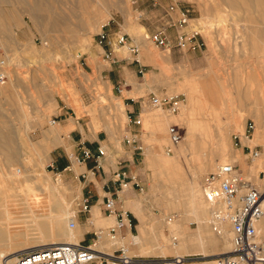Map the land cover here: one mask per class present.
<instances>
[{"label": "rangeland", "instance_id": "1", "mask_svg": "<svg viewBox=\"0 0 264 264\" xmlns=\"http://www.w3.org/2000/svg\"><path fill=\"white\" fill-rule=\"evenodd\" d=\"M143 2L0 0V57H4L7 61L8 66L4 67V71L8 75V80L13 78L11 72L14 71L21 77L20 81L27 80L34 71H37L45 83L40 85V77H32L33 86L42 87L40 94L43 104L38 109L43 108L50 95L58 100L60 106L64 104L70 107V104L76 107L79 103L78 116L90 122L93 132L106 129L111 143L118 147L124 135H129L126 128L128 117L125 110L122 113L119 108H116L119 101L111 94L106 81L97 79L93 73H88L82 62L87 60V53L92 52L96 45L97 33L104 23L108 22V25L103 29L115 30L118 24H121L122 31H128L126 23L129 14L126 8L131 10L134 20L143 26L142 34L145 36L150 34L152 29L145 9L147 2ZM247 2L249 8L242 5L236 14L230 8L228 0H193L190 6L191 20L186 29L200 31L194 38L199 42V46L195 49L180 50L173 46L169 51L163 50L147 39L149 50H142L141 47L142 55L153 56L160 60V67L149 62L160 69L156 83H167L169 89L166 93L180 94L183 101L174 114L155 109L149 104L145 108L158 111L159 118L163 119L165 116L166 120V115H169V118L172 116L179 118L182 106L188 104L189 109L185 112V120L183 118L181 120L193 123L196 129L194 137L202 139L205 145L204 152L201 150L193 154L199 163H203L204 153L213 156L218 146L223 144L224 131L230 127L232 153L236 155L231 153L232 157L235 156L232 162H235L240 171L253 183L264 189L262 164L260 161L250 162L247 159L254 145H258L261 151L264 150V142H256L257 123L246 111L257 105L264 112V0H247ZM183 5L184 3H180L179 6L184 7L187 4ZM141 11L146 12V16L145 13L141 15ZM177 13L179 14V10ZM92 24L97 27V30L91 28ZM172 27L174 26L170 28ZM132 37L138 41L137 37ZM172 39L174 41L175 37ZM183 53V59L180 61ZM125 55V51L122 50L120 56ZM173 56L178 59L177 62L171 60ZM96 58L101 62L100 57ZM7 81L0 84V191L5 192L10 188V193L20 194L30 186L36 192L42 193V198L47 196L54 206L70 207L81 235L90 230L84 239H80L88 243L92 237L91 230L106 228L111 224V220L107 225L108 220L100 209L99 213L93 214L95 225L91 226L86 218L91 213L92 203L89 201L91 207L89 213L81 211V206H78L82 183L78 180L67 181L59 173H53L50 166L46 167L39 162L41 159L38 156L41 150L37 143L41 142L37 141L33 132L27 133L24 127V113L32 112L36 103L33 97L38 91L20 85L9 88ZM191 96H195L198 100L190 102ZM88 106H91V115L84 112V108ZM193 107H196L194 114L199 113L201 123L198 117L189 115L193 113L190 111ZM141 121L143 131L149 134L148 139L146 133L141 136L144 150L138 155L136 163L139 167V182L144 189L142 192H137L134 206L130 210L133 212L138 209L137 217L146 218L154 226L164 222L161 233L169 240V247L172 249L174 237H176L177 242L184 241V255L195 257L188 264H203L206 260H212L217 254L228 252L231 249L230 246L229 248L225 245L221 247L219 244L218 246L208 244L205 250H201V247L189 249L190 245L181 233L195 234L198 223L193 219L181 221L185 232H180L177 222L181 220V214L172 205L179 197L176 192H172L174 195L171 191L167 194L165 181L168 176L162 173V170L169 167L168 159L183 162V160L189 161L191 156L187 152L173 158L174 152L172 149L167 152L166 147L169 144L164 141V134L158 129L161 124L156 122L149 128L144 116H141ZM247 121H253L256 127L255 139L253 131L250 141L239 135L244 131L236 130L242 125L245 127ZM225 162L229 160L221 159L212 168L203 172L199 171L201 185L209 172L213 171L218 164ZM254 162L260 171L258 179ZM19 168L21 172H17ZM184 174L183 171V176ZM172 185L177 183L173 182ZM182 201L185 203L183 208L188 211L189 197L184 196ZM204 201L211 211L209 218L211 229L218 232L215 226L218 225L220 229L221 220L224 221V218L217 221L212 215L211 205L206 199ZM2 202L4 201L0 200V229H5L7 226L17 228L30 223L28 208L21 196L12 197L8 204ZM5 208L8 210L5 211ZM182 212L188 215V212ZM78 215L81 216L78 217ZM132 215L129 216L133 225L132 232L137 233L135 226L140 225L141 220L134 213ZM169 218L176 224L175 231L169 224L171 222ZM225 224L227 228L229 227L232 239L230 225L228 222ZM262 225H264V217L257 227L259 236L264 239ZM154 226L150 230L152 234L158 233ZM178 230L180 233H177ZM179 234H181L180 237ZM126 244L128 245L127 241ZM134 246L135 249L132 248V250H135L136 255L163 257L160 254H142L138 244ZM170 256L174 255L172 253L166 255V257Z\"/></svg>", "mask_w": 264, "mask_h": 264}, {"label": "crops", "instance_id": "2", "mask_svg": "<svg viewBox=\"0 0 264 264\" xmlns=\"http://www.w3.org/2000/svg\"><path fill=\"white\" fill-rule=\"evenodd\" d=\"M143 1L147 2L145 7L147 16L144 11H141V15L145 13V16L149 18V25L152 29L151 33L161 26H166L168 21L175 20L178 17L177 10H168L170 0H142V3H144ZM126 11L131 20L127 17L126 29L128 33H125L129 36L132 34V36L138 38L137 42H139L138 46L140 51L141 47L142 50H149V42L144 39V35L142 34L144 31L143 26L134 20L130 9L126 8ZM118 25L121 28V24ZM170 27L171 26H168L166 28V32L169 39L174 43L172 37H175L177 30L175 27ZM109 30L115 31L110 28ZM105 51V47L96 43L92 52L89 51V53H87V60L82 62V64L85 65V70L88 73H93L97 79L106 81L111 94L119 101L116 104V108H119L122 113H124L125 110L126 116L128 117L126 128L129 135H124L118 147L111 143L106 129L93 132L89 125L90 122L84 121L78 116L80 114L79 103L76 107L69 104L73 109L64 104L60 106L58 100H56L53 95H50L43 108L38 109L43 104V98L40 94L42 87H34L32 77L39 76L40 85H44L45 83L44 80L41 79L40 73L38 74L37 71H34L27 80L22 79L21 81L19 80L21 77L16 71L11 72L13 73V78H9L7 83L9 84V88H15L20 85L21 87L33 88L35 91L39 92H36V95L33 97L36 103L32 112L28 114L24 113L25 130L27 133L33 132L32 134L36 135L35 138L37 141L41 142L39 144L37 143L38 148L41 150L38 156L41 159L39 162L46 165V167L50 166L53 173H59L62 178L67 181L76 182V180H78L82 183L81 198L88 197L89 201L92 203L89 217L96 214L95 210L103 208L102 203L107 195L117 196V204L126 209L129 216L134 213L137 217L136 214L138 209L132 212L130 208H133L135 196L139 191L132 181H130L127 188L118 190L119 186L118 182L115 181L114 173L122 169L127 171L129 176L135 177V179L140 181L138 174L139 167L136 163L138 155L142 154L144 150L141 136L146 133V138L148 139L149 137V134L143 131L141 116L145 117L149 128L156 122L162 124L163 121H165V116H163V119L159 118L158 111L147 110L145 107L152 93H166L169 86L167 83H156L155 81L159 78L158 74L160 72V60L158 58L142 55V59L143 57L144 59L142 61L140 60V63L137 64L131 62L130 58L126 55L120 56L122 50H119L113 53L115 60L108 61L104 58ZM183 56L184 53L180 56V61L183 59ZM96 57H100L101 62H99ZM171 60L175 62L178 61L175 56H173ZM143 61L148 63H144ZM140 69L142 70L141 72ZM37 102H40V104H37ZM90 109L91 106H88L84 108V112L91 115ZM50 116L51 119L55 118L54 124L51 123V119L49 120ZM136 118L140 119L139 124L133 122ZM129 136H135L136 141L126 143L124 139ZM137 145H141V151L137 149ZM85 151L90 152L88 157L85 156ZM261 162L264 165V159H262ZM254 168L257 170L256 178L258 179V172L260 171H258L255 162ZM262 180H264V178H262ZM97 213H99V211ZM79 216L81 215H78V217ZM105 219L108 220L112 218L105 217ZM143 219L149 222L146 218L142 217V219H139L141 223ZM259 224L257 227H259ZM140 225L135 226L137 228V233H133L131 229V234H128L124 239L125 243L127 241L132 254H135V250H132V248L135 249L134 245L138 244L139 246L140 243ZM91 226H94V224ZM261 227L264 228V225ZM87 232H90V230L83 232L81 235L80 230L78 234L79 240L81 238L84 239Z\"/></svg>", "mask_w": 264, "mask_h": 264}, {"label": "built area", "instance_id": "3", "mask_svg": "<svg viewBox=\"0 0 264 264\" xmlns=\"http://www.w3.org/2000/svg\"><path fill=\"white\" fill-rule=\"evenodd\" d=\"M134 2L142 0H133ZM180 3L187 4L180 7ZM193 0H170L169 11L179 10L175 20L167 22L166 26H161L149 34V39L163 50H170L176 46L180 50L195 49L199 42L195 40L197 30H189L186 27L191 20L190 6ZM108 25L104 23L97 33L96 43L106 48L104 58L114 61L113 53L124 50L131 62L140 63V50L136 40L126 34L120 26L115 31L103 29ZM174 26L177 30L174 43L169 39L166 28ZM6 59L0 57V84L8 80V75L4 71ZM142 70L140 69V72ZM183 101L180 94L168 95L152 93L148 104L155 108L176 113ZM134 123L139 124L140 119L136 118ZM55 123V118L51 119ZM255 125L253 121L245 124L243 137L250 141L253 136ZM182 139L181 133L175 126L169 128V143L174 145ZM126 143L136 141L135 136L125 137ZM170 144L166 147L167 152L171 151ZM141 150V145H137ZM261 149L258 145L250 150L248 160L252 162L260 156ZM85 156L90 152L85 151ZM115 181L118 182V190L129 186L130 181L139 192L143 191V185L135 177L129 176L127 171L119 169L114 173ZM202 191L206 201L213 206L220 207L218 213H223V217L230 225L232 232L231 249L228 252L217 254L212 259V264H264V239L259 236L257 223L264 214V190L260 191V186L252 182L233 162L218 164L216 168L209 172L204 178ZM117 196L107 195L102 203V210L105 217H111L112 223L107 228L91 230L92 237L88 243L78 242H57L18 250L9 257H4L6 264H185L189 263L194 256H170V257H145L130 254L127 247L122 242L128 234H131L132 222L128 211L119 206L116 201ZM81 211L90 212L88 197H83L78 201ZM218 213L215 215L218 216ZM89 220V217L86 218ZM71 228L75 227V222L70 221ZM91 225V224H90ZM103 234L114 244L111 251L98 248Z\"/></svg>", "mask_w": 264, "mask_h": 264}, {"label": "bare ground", "instance_id": "4", "mask_svg": "<svg viewBox=\"0 0 264 264\" xmlns=\"http://www.w3.org/2000/svg\"><path fill=\"white\" fill-rule=\"evenodd\" d=\"M228 2L230 5V8L236 14L238 12V8H240L242 5H245L247 9L249 8V4L247 0H228ZM91 28L93 30H97V27H95V25L93 24L91 25ZM133 39L135 40L134 37ZM144 39L147 41V39H149V34H147L146 36L144 35ZM139 57H140V60L142 61L143 60L142 51L140 52ZM5 66H8L7 61H6ZM197 100L198 99L195 96L190 97V102H196ZM188 109H189L188 104H184L181 108L179 118H176L175 116H172L171 118H169L170 116L166 115V120L163 121V123L158 127L159 131H162L164 134V141L165 142L167 141L168 144H170L169 143V128L171 126H175L182 135V139L178 143L174 145L170 144L171 149L174 152V155L172 156L173 158L177 157V155L181 156L183 153H187V152L191 156V159L189 160L190 163L188 160H183V162L181 161L176 162L172 158L168 159L169 167L162 170L163 171L162 173L167 174L168 176V179L166 181L164 180L167 184L166 185V189L168 191L167 194H169L170 191H171V194L172 192L174 193L176 192V195L179 197V199H177L176 201L172 203L174 208L178 210L179 214H181L180 215L181 220L177 222V227L179 226L180 232L181 231L185 232L183 231L184 227L183 225H181V221H184L187 219H193L198 223V230L195 234L181 233L183 236H185L184 240L188 242L187 243L188 245H190L189 249L201 247V250H205L208 244H211L213 246L215 245L218 246L219 244L221 247L225 245L227 248H229V246L231 248L232 239H231V235L229 234V230H228L229 227L227 228L225 224L227 223L226 222L227 220H225V218L223 217L224 215L223 213H218L219 212L218 208L220 207L213 206L211 203H209L212 207V210H213L212 215L214 216V218L217 221L221 220L222 217L224 218V221L221 220L220 229L218 225L215 226V230H217L218 232H215L214 229H211V226H210L211 221L209 219L211 217V211L204 201L205 199L203 197L204 195H203L202 185H201V174H199V171L203 172L209 168H212L221 159L227 158L230 163H233L232 159L236 155L233 154L234 152L232 153L233 150H232L231 141H230L231 129L229 127L228 129L224 131L223 144L218 146L216 151L213 153V156H210L208 153H204L203 163H199L194 158L193 154L201 150L204 152L205 145L202 139L194 137V131L196 129L192 125L193 123L185 122V121L183 122L181 120L182 118L183 120H185L184 119L185 112ZM190 111H192L193 113L189 115L190 116L195 115L196 117L199 118V123H201L202 119H200V117L198 116L199 113L194 114V112H196V107L191 108ZM246 111H248L249 115L254 117L257 123V137H256L257 141L256 142H264V112L261 110V107L257 105L251 108L250 110L246 109ZM190 124L191 126H189ZM244 128L245 127L242 125L236 128V130L238 132H241V131H244ZM255 130H256V127L254 128V139H255V132H256ZM239 135L242 136L243 134H239ZM217 142L219 141L217 140ZM231 153L235 156L232 157ZM262 159H264V150L261 151L260 156L258 158L253 160V161L257 160V162L260 161V163L262 164L261 166L262 170H264V165L261 162ZM183 171L185 173L184 174L185 177L183 176ZM17 172H21V169L20 168L17 169ZM173 182L177 183V185H172ZM168 183L170 184L168 185ZM263 190L264 189L260 187V191H263ZM17 196L22 197V199L24 200L25 206L28 208V212L30 216V220L29 219L28 220L30 221V223L28 225H21L17 228L7 226L5 227V229L4 228L0 229V264H6L5 259H4L5 256L9 257V255H11L12 253L18 250H21V249L45 245V244L57 243V242H78L79 241L78 234H79L80 228H78V226L76 227V222H75L76 219H73V215L71 213L70 207L54 206L50 202V199L47 198V196L46 198H42L43 194L40 192H36L30 186H28L25 192H22L20 194L10 193V188L9 190L5 192L0 191V200L4 201L2 203L7 202L8 204V202L10 201L12 197H17ZM184 196L189 197L190 202L187 204L188 211L183 208V205L185 203H183L182 198ZM263 205H264V199H263ZM7 210L8 209L5 208V211ZM98 211L99 210H95V213H97ZM182 211L188 212V215H185ZM216 213H218V216L215 215ZM263 217H264V214L262 215L261 219ZM261 219L258 222H260ZM71 220L75 222V228L69 227V223ZM110 220L112 223L113 219H108L107 225L110 224L109 223ZM170 220L171 218H169V221ZM89 223L91 225L93 224L95 225L93 216L89 218ZM164 224L165 223L162 222L154 226V224H150L144 219L142 220V223L139 227L140 228V238H139L140 239V243H139L140 250L142 251L143 254L144 253L145 254H160L163 257H166L168 253H172L174 256H185L184 255L185 249H184V244H183L184 241L182 242L181 240L177 242V238L174 237L172 249L169 247V244H168L169 240L164 236L163 233H161V228L164 226ZM169 224L171 225V228H173L172 230L175 231L174 226H176V224L173 223V220H171ZM153 226L156 228V232L158 233L152 234V232H150V230L153 229ZM179 230L177 231V233L179 232ZM181 234H179V237L181 236ZM122 242L127 247L128 252L132 254L129 246L124 242V239L122 240ZM114 247H115L114 244L108 239L106 234H103L101 241L98 244V248L111 251ZM212 263L213 262L210 259V260L204 261L203 264H212ZM185 264H188V263H185Z\"/></svg>", "mask_w": 264, "mask_h": 264}]
</instances>
